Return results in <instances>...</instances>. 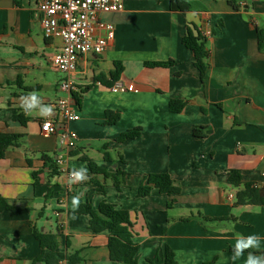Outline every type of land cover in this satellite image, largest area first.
<instances>
[{"label":"crops","instance_id":"0c3cea01","mask_svg":"<svg viewBox=\"0 0 264 264\" xmlns=\"http://www.w3.org/2000/svg\"><path fill=\"white\" fill-rule=\"evenodd\" d=\"M187 1L203 8L182 13L171 10L170 0H131L100 16L115 27V38L102 54L79 60L80 119L70 124L78 141L65 148L56 134L42 132L45 122L57 120L63 97V74L52 64L63 42L45 37L39 0H0V132L23 135L21 147L0 159V197L18 205L0 213V264H45L35 262L43 252L35 229L58 234L59 264L75 253L76 264H121L110 259L108 233H94L91 216L77 213L104 201L130 213L140 264H165L166 246L178 264H245L249 252L264 255V205L235 207L237 189L228 182L238 170L244 183L264 188V52L257 39L264 0ZM188 28L212 31L204 80L183 44ZM169 60L170 67L146 64ZM116 63L124 67L120 81L134 90L112 91ZM32 92L52 107L51 115L24 112L20 98ZM178 99L185 108L173 113L169 103ZM109 110L120 112L113 125L105 124ZM194 127L205 128L204 139L194 137ZM136 128L137 138L117 141ZM43 154L57 161L59 175H51ZM90 161L108 174L127 173L120 190L114 178L93 172ZM81 167L88 179L70 183L69 173ZM160 173L170 174L180 193L153 189L139 197L144 177ZM76 195L80 205L73 210ZM237 234L258 235L260 248L233 261Z\"/></svg>","mask_w":264,"mask_h":264},{"label":"trees","instance_id":"16d2710c","mask_svg":"<svg viewBox=\"0 0 264 264\" xmlns=\"http://www.w3.org/2000/svg\"><path fill=\"white\" fill-rule=\"evenodd\" d=\"M232 5L234 3L231 2ZM170 8L176 12H192L199 11L203 7L194 1L187 0H170ZM258 48L261 52H264V28H258L257 30ZM183 44L194 54V66L199 72L201 80H204L208 65L206 58L209 55L207 49V39L202 37L201 33L196 30V33L188 28L187 34L183 39ZM150 67H170L174 64L173 60L166 62H154L146 63ZM124 67L121 63L115 64V70L112 72V83H116L122 77ZM77 102L80 99L77 97V93L74 94ZM186 102L183 100H171L169 107L173 113H181L185 108ZM22 113L15 115V120L22 124L27 123V119L23 118ZM120 118L119 111H107L106 122L107 125H113L117 123ZM141 133L140 128H136L121 134L118 138V142H124L127 140L137 138ZM193 135L196 139L205 138L204 127H194ZM23 135L21 134H8L0 132V159L5 158L6 153L11 148H19L22 145ZM108 159V154L106 155ZM43 159L46 162V166L51 169V175H59L56 163L57 161L50 157L48 154H43ZM29 160V164H30ZM90 167L93 172L104 173L107 177L115 179V186L120 190L121 186L125 183L124 178L128 176L127 173L118 172L116 174H108L101 168H98L92 161H90ZM39 172L34 173V186L38 184ZM119 177H122L119 179ZM229 184L237 189L235 194V207L239 206H263L264 205V188H259L251 183H244L243 177L240 171L232 170L228 179ZM153 189H157L161 194L168 196H174L180 193V189L174 185L173 179L168 173L149 174L144 177L142 184L139 187L138 196L147 197L151 194ZM17 202L0 197V213L6 210L17 209ZM77 213L87 214L91 216L89 221V228L94 233H108V249L109 256L112 261L119 262L121 264H140L139 262V245L134 242V234L132 231V222L130 219V213L126 210L117 208L115 205L104 201L101 203L98 210H94L90 203L82 205ZM234 219V218H233ZM34 236L39 242L43 252L35 262H44L45 264H59L60 260L57 256V250L59 248L58 234L57 233H44L40 229L34 230ZM78 257V253L68 258V264L74 263V258ZM164 262L165 264H178L175 259V253L173 250L166 246L164 249Z\"/></svg>","mask_w":264,"mask_h":264},{"label":"built area","instance_id":"2783aa9c","mask_svg":"<svg viewBox=\"0 0 264 264\" xmlns=\"http://www.w3.org/2000/svg\"><path fill=\"white\" fill-rule=\"evenodd\" d=\"M128 1L131 0H39L37 11L45 37L60 38L63 42L61 51L52 58L54 68L63 74L59 83L63 97L56 103L57 120L45 122L42 132L47 136L56 134L65 148L74 147L78 141L70 124L80 119L74 103V94L79 92L74 78L79 60L89 53L105 52L115 38V27L101 21L100 16L122 11ZM198 32L206 39L212 36L209 29H198ZM128 90L134 88L120 80L112 87L115 93ZM68 186L72 188L71 184Z\"/></svg>","mask_w":264,"mask_h":264},{"label":"clouds","instance_id":"9594fccd","mask_svg":"<svg viewBox=\"0 0 264 264\" xmlns=\"http://www.w3.org/2000/svg\"><path fill=\"white\" fill-rule=\"evenodd\" d=\"M21 108L24 112L31 113L35 109L39 108V112L42 116H48L52 114L51 106H41L40 99L38 98L35 92L29 93L27 96H22L21 98ZM45 127H48L46 124ZM88 179L87 169L79 168L73 169L70 173V183H80L84 182ZM82 195V193H81ZM80 205V195H76L72 197V208L76 210ZM260 248V237L258 235L252 234L247 237L240 236L237 234L236 243L233 248V256L231 259L233 261L238 260L241 256H243L244 252L248 249H259ZM245 264H264V255H254L252 252L248 253V256L245 260Z\"/></svg>","mask_w":264,"mask_h":264}]
</instances>
